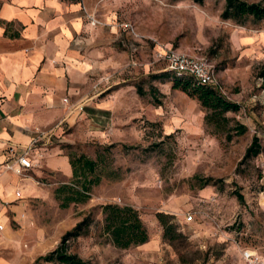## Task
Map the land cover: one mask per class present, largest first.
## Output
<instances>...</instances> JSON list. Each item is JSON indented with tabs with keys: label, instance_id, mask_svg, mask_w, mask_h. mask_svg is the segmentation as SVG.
Here are the masks:
<instances>
[{
	"label": "rangeland",
	"instance_id": "374dc122",
	"mask_svg": "<svg viewBox=\"0 0 264 264\" xmlns=\"http://www.w3.org/2000/svg\"><path fill=\"white\" fill-rule=\"evenodd\" d=\"M108 2L118 32L141 35L144 44L132 53L133 69L116 73L109 126H87L63 144L78 167L94 163L84 176L89 196L63 206L65 187L79 188L84 177L44 171L24 218L12 223L16 238L3 240L0 264H35L59 246L86 264H244L243 250L264 260V42L251 51L237 44L247 35L264 37V21L222 19L225 0ZM164 48L206 57L238 109L211 112L182 91L192 79L177 78L157 59ZM254 137L259 153L246 159ZM106 204L136 210L148 241L114 246L103 231ZM158 213L173 227L168 238ZM84 220L79 234L62 243Z\"/></svg>",
	"mask_w": 264,
	"mask_h": 264
},
{
	"label": "crops",
	"instance_id": "0c3cea01",
	"mask_svg": "<svg viewBox=\"0 0 264 264\" xmlns=\"http://www.w3.org/2000/svg\"><path fill=\"white\" fill-rule=\"evenodd\" d=\"M263 42L247 35L237 44L251 51ZM143 44L118 32L108 0H0V247L16 238L12 223L24 218L37 177L71 176L63 144L87 126H109L116 73L133 69ZM27 151L34 166L23 170L16 160Z\"/></svg>",
	"mask_w": 264,
	"mask_h": 264
},
{
	"label": "trees",
	"instance_id": "16d2710c",
	"mask_svg": "<svg viewBox=\"0 0 264 264\" xmlns=\"http://www.w3.org/2000/svg\"><path fill=\"white\" fill-rule=\"evenodd\" d=\"M195 1L201 4L204 0ZM220 17L224 20H232L238 24H243L247 20L255 23L264 21V1L248 2L246 0H225ZM177 78L181 79L182 77ZM180 85L182 91L187 92L190 96L196 98L202 107L211 112L222 114L226 111H236L238 109L236 103L229 101L221 93L209 86L193 84L194 86L190 88V83L188 81H184V83ZM239 128L242 130L244 129L242 126ZM258 153L259 144L257 138L254 137L251 145L246 150L244 158L247 159L256 156ZM80 160L81 159L78 161ZM69 161L74 180L84 177L86 174L85 171H88L89 173L93 171L94 163L90 160L86 159L83 167H78L77 162L72 159H69ZM86 180L87 178L84 177V181H76L77 183H80V186L77 189H75V187H65L68 188L69 195L63 199V206H66L69 202H81L88 198L91 185L89 183L91 181L86 182ZM238 197L239 199L242 198L241 195H238ZM102 213L103 231L110 237L114 246L128 248L148 241V233L137 211L131 206L106 204L102 207ZM157 218L163 226V237L168 238V235L173 230L172 225L168 224L162 213H158ZM85 222L86 220L82 221L76 225L73 230L68 231L62 237V243H64L70 236L78 235L81 226H83ZM52 261L62 264H86V262L77 255L66 252L61 246L46 255L39 256L35 260V264Z\"/></svg>",
	"mask_w": 264,
	"mask_h": 264
},
{
	"label": "built area",
	"instance_id": "2783aa9c",
	"mask_svg": "<svg viewBox=\"0 0 264 264\" xmlns=\"http://www.w3.org/2000/svg\"><path fill=\"white\" fill-rule=\"evenodd\" d=\"M92 23L95 22L93 21ZM157 59L164 61L167 69L177 77L189 76L194 85L209 86L228 99L220 85L214 65L206 57L173 48H164L157 53ZM31 147L32 145L27 150L29 151ZM28 151L16 160L23 170H29L34 166L29 159ZM6 167L11 169L12 165L7 164ZM17 195L19 196V193ZM187 218L192 220L193 216L190 214ZM241 255L244 264H264V260L255 251L243 250Z\"/></svg>",
	"mask_w": 264,
	"mask_h": 264
}]
</instances>
